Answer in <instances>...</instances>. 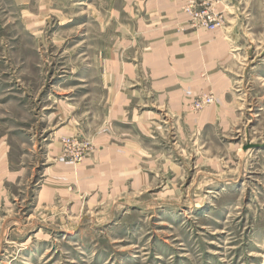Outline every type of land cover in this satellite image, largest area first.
I'll return each instance as SVG.
<instances>
[{
  "label": "rangeland",
  "instance_id": "rangeland-1",
  "mask_svg": "<svg viewBox=\"0 0 264 264\" xmlns=\"http://www.w3.org/2000/svg\"><path fill=\"white\" fill-rule=\"evenodd\" d=\"M148 1L0 0V264H264V0H183L231 87L181 110L140 78Z\"/></svg>",
  "mask_w": 264,
  "mask_h": 264
},
{
  "label": "crops",
  "instance_id": "crops-1",
  "mask_svg": "<svg viewBox=\"0 0 264 264\" xmlns=\"http://www.w3.org/2000/svg\"><path fill=\"white\" fill-rule=\"evenodd\" d=\"M182 3L183 0H149L142 6L143 14L131 10L138 26L132 45L137 48L141 44L142 48L140 78L146 80L148 91L162 106L181 110L184 103H189L187 90L196 94L212 89L230 108L226 95L231 80L219 69L229 59V44L220 32L192 28ZM112 69L116 94L126 93L127 86L139 79L136 65L118 57ZM123 99L122 95L119 108L124 107Z\"/></svg>",
  "mask_w": 264,
  "mask_h": 264
},
{
  "label": "built area",
  "instance_id": "built-area-1",
  "mask_svg": "<svg viewBox=\"0 0 264 264\" xmlns=\"http://www.w3.org/2000/svg\"><path fill=\"white\" fill-rule=\"evenodd\" d=\"M212 101H213V100H212V99H210V103H212ZM205 102H206V101H205ZM205 102H204V103H205Z\"/></svg>",
  "mask_w": 264,
  "mask_h": 264
}]
</instances>
